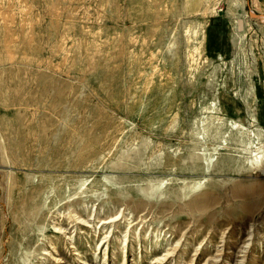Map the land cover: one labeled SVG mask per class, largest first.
<instances>
[{"label": "rangeland", "instance_id": "obj_1", "mask_svg": "<svg viewBox=\"0 0 264 264\" xmlns=\"http://www.w3.org/2000/svg\"><path fill=\"white\" fill-rule=\"evenodd\" d=\"M259 158L264 0H0L1 264L29 238L31 264L236 252L264 236Z\"/></svg>", "mask_w": 264, "mask_h": 264}, {"label": "bare ground", "instance_id": "obj_2", "mask_svg": "<svg viewBox=\"0 0 264 264\" xmlns=\"http://www.w3.org/2000/svg\"><path fill=\"white\" fill-rule=\"evenodd\" d=\"M253 167H254L255 170H257V169H263L264 170V161L261 158H259L257 160L256 164L253 165ZM39 215H41V219L38 218L37 221H39V222L41 221L42 222L43 215L41 213H37L38 217H39ZM68 215H69L68 218L71 219L73 222H75V224L80 225V226H86V224H83V222H84L83 220L78 221V220H80V218H76V215H73L70 212L66 215V217L63 215V213L60 215V217H63V221H65ZM103 223L104 224H108V223H113V222L112 221H109V222L105 221ZM252 227H254V226H252ZM53 228L56 230V233L65 234V232H63L64 230H63L62 227L55 226ZM39 230L41 231L40 233H38V234H41L40 237L45 238L44 234H45L46 230H48L47 227H45V225H43ZM32 232H33V230H32ZM110 234H111V232H110ZM109 236L110 235H106L105 237H103V239L105 240V239L109 238ZM250 236L251 237L241 247H235V245L232 244V247L236 249V252H230L229 251L228 253H226L225 250L224 251L221 250V251H219L220 253L215 255V257L209 258L208 260H206V262L204 264H231V261L234 260V259H235V261H234L235 263L234 264H258L259 261H258L256 255L254 254L253 250H254V246H255L256 242H257V245L260 248L264 247V236L259 231V229L258 230H254L253 233ZM69 240H71V239H69ZM104 240H102V242H104ZM36 241H34V239L29 238L28 240L25 239L24 241H22V243H20V245H18L20 250H23V251L25 250L24 251L25 254H23L24 258H23V260L21 259L22 260L21 264H31L33 253H35V251H37V250H35L33 248V245H34V243ZM102 242H101V244H102ZM105 243L108 244V242H105ZM70 244H74V243H70ZM179 246H180V242H178L173 248H171L170 251H167L165 254H163L162 256L158 257L157 260L155 259L156 262H154V263L155 264H166L170 259L177 260L176 253L178 252L177 250H178ZM51 249H52L51 250L52 252L50 254L45 253L46 256L48 255L51 258V263H49V262L48 263H46V262L43 263L42 262L40 264H66L67 263L66 261H64V258H62L61 255L58 254L59 252L56 249V247L52 246ZM71 249H77V251H79L78 249H80V248L78 246L76 248L75 245H71ZM4 251H0V264L2 262V256H3V252ZM76 255L78 256L77 253H75V256ZM105 255L107 256L108 254L106 253ZM182 255H183V253H181V255L178 257V259H181ZM81 263L85 264L84 262H81ZM121 263L122 264H127L126 257L123 259V262H121ZM8 264H19V262L17 260L14 262L13 259H12V260H9ZM105 264H108V263L106 262ZM175 264H176V262H175Z\"/></svg>", "mask_w": 264, "mask_h": 264}]
</instances>
